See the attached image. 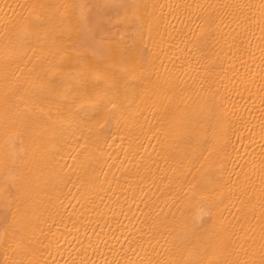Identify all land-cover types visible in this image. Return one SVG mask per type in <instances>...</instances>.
<instances>
[{
    "label": "bare ground",
    "instance_id": "1",
    "mask_svg": "<svg viewBox=\"0 0 264 264\" xmlns=\"http://www.w3.org/2000/svg\"><path fill=\"white\" fill-rule=\"evenodd\" d=\"M0 264H264V0H0Z\"/></svg>",
    "mask_w": 264,
    "mask_h": 264
}]
</instances>
